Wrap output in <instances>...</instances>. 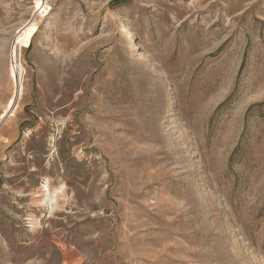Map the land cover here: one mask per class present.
Listing matches in <instances>:
<instances>
[{"label":"rangeland","instance_id":"1","mask_svg":"<svg viewBox=\"0 0 264 264\" xmlns=\"http://www.w3.org/2000/svg\"><path fill=\"white\" fill-rule=\"evenodd\" d=\"M0 264H264V0H0Z\"/></svg>","mask_w":264,"mask_h":264},{"label":"bare ground","instance_id":"2","mask_svg":"<svg viewBox=\"0 0 264 264\" xmlns=\"http://www.w3.org/2000/svg\"><path fill=\"white\" fill-rule=\"evenodd\" d=\"M48 7L49 6H47L46 4H45V2H43L42 4H40V5H38L35 9H36V11H38V10H40L41 11V13H47L46 11H47V9H48ZM40 8H42V9H40ZM42 15V14H41ZM32 27V23L31 22H29L28 24H27V26L26 27H24L22 30H21V34H23V35H27V34H29L30 33V31H31V28ZM20 33V32H19ZM15 65V68H16V63L14 64ZM41 188H42V190L41 191H43V193H45L44 195H45V199L44 200H40L39 202H38V207H40V206H47L48 207V209H49V213H51L53 210H55L56 209V207H57V200H58V198L60 197V196H62L63 195V193L65 192L64 191V189H65V185H60V186H58L57 188H55V189H50L49 188V185H48V183H47V181L45 182V184H43L42 186H41ZM45 191V192H44ZM34 226V225H33Z\"/></svg>","mask_w":264,"mask_h":264},{"label":"trees","instance_id":"3","mask_svg":"<svg viewBox=\"0 0 264 264\" xmlns=\"http://www.w3.org/2000/svg\"><path fill=\"white\" fill-rule=\"evenodd\" d=\"M28 47H30V45Z\"/></svg>","mask_w":264,"mask_h":264}]
</instances>
